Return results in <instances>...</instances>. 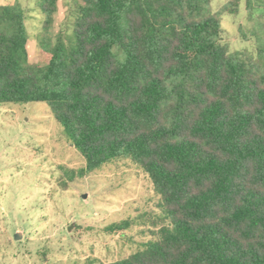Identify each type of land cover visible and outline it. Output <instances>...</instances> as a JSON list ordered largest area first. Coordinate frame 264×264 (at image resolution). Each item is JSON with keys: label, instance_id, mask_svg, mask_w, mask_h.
<instances>
[{"label": "trees", "instance_id": "1", "mask_svg": "<svg viewBox=\"0 0 264 264\" xmlns=\"http://www.w3.org/2000/svg\"><path fill=\"white\" fill-rule=\"evenodd\" d=\"M57 3L37 4L33 63L26 10L0 0V104L46 103L85 174L131 160L166 221L89 264H264V75L221 43L211 0H70L69 40L48 34Z\"/></svg>", "mask_w": 264, "mask_h": 264}, {"label": "rangeland", "instance_id": "2", "mask_svg": "<svg viewBox=\"0 0 264 264\" xmlns=\"http://www.w3.org/2000/svg\"><path fill=\"white\" fill-rule=\"evenodd\" d=\"M2 1L26 10L28 57L36 63L40 0ZM57 5L48 34L54 40L61 31L69 40L70 0ZM209 13L222 25L221 43L245 53L254 74L264 75V0H211ZM83 169V156L46 103L0 104V264L108 263L160 237V196L138 165L117 160ZM125 222L124 230L109 229Z\"/></svg>", "mask_w": 264, "mask_h": 264}, {"label": "water", "instance_id": "3", "mask_svg": "<svg viewBox=\"0 0 264 264\" xmlns=\"http://www.w3.org/2000/svg\"><path fill=\"white\" fill-rule=\"evenodd\" d=\"M72 226H73V224L70 225V227H69L68 230H70V228H71ZM18 236H19V233L17 232V233L14 235V238H18Z\"/></svg>", "mask_w": 264, "mask_h": 264}]
</instances>
